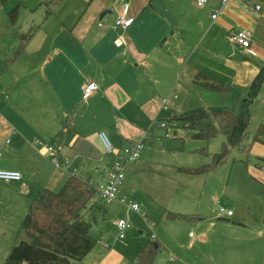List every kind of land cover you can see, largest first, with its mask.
<instances>
[{"label": "crops", "instance_id": "crops-1", "mask_svg": "<svg viewBox=\"0 0 264 264\" xmlns=\"http://www.w3.org/2000/svg\"><path fill=\"white\" fill-rule=\"evenodd\" d=\"M248 1L231 0L213 20L216 5L198 8L195 0H64L48 18L44 0H0V91L4 98L0 102V168L23 175L21 181L0 180V233L5 235L3 246L10 248L8 256L19 240L30 202L42 189L60 190L74 169L93 185L106 181L110 170L105 171L104 162L114 156L105 155L100 132H106L118 149L145 142L162 111H170L177 101H191L212 91L195 83L198 73L247 93L264 67V46L255 41L256 30L264 23V8L257 11L259 4ZM15 9L12 20L10 13ZM124 12L135 21L129 29L116 31L115 21ZM34 28V35L22 44L21 36ZM231 30L252 32L255 55L231 43ZM120 36L126 37V46H116ZM227 38L232 53L225 49ZM251 56L260 64L250 61ZM233 57L240 60L232 62ZM90 81L100 88L84 99L83 86ZM163 99L169 100L167 110ZM50 146L56 149L60 168L52 162ZM145 148L154 150L153 146ZM241 148L245 159L238 174L248 186V195L257 186L261 197L264 132L249 144L244 140ZM227 159L210 173L217 172ZM233 174H237L234 169ZM121 194L134 201L123 190ZM239 205L246 206L257 223L264 216L260 212L264 201L240 200ZM132 213L127 215L130 223ZM234 216L218 220L252 229L247 217L236 221ZM196 219L203 217L190 221ZM256 229L252 237L238 240L242 245L239 264H264L260 257L264 244ZM157 245L160 250L162 246ZM103 247L94 251L95 246L81 264H102L108 253Z\"/></svg>", "mask_w": 264, "mask_h": 264}, {"label": "rangeland", "instance_id": "rangeland-1", "mask_svg": "<svg viewBox=\"0 0 264 264\" xmlns=\"http://www.w3.org/2000/svg\"><path fill=\"white\" fill-rule=\"evenodd\" d=\"M49 1L44 0L43 4L46 6ZM255 1L264 8V0ZM59 7L52 8L54 13ZM44 9L47 10V6ZM261 24L255 32V41L264 46V23ZM226 44V51L232 53L234 48L228 38ZM253 57H250V61L260 64L257 58ZM234 60L240 59L233 57L232 62ZM240 91L239 87L228 92L208 91L207 95L197 97L198 99L180 100L173 103L170 111H162L155 119L149 137L143 141L144 145L153 146L154 150L145 148L138 162L126 164L127 182L122 189L141 207L143 214H131V229L126 232L125 239L118 238L117 222L124 216L127 218L126 205L123 206L118 201L101 200L99 206L102 209L97 212L96 221L92 216L89 217L92 222L90 235L97 243L94 251L103 247V244L108 249L103 247L108 253L104 256L102 264H139L137 252L150 239L162 246L155 264H239L237 259L242 253L238 252V249L242 245L238 240L243 236L252 237V229L255 228L264 244V216L257 223L249 215L247 207L239 205L240 200L252 204L264 201V192L258 197L257 186H253L251 195H248V186L238 174V166L241 160L245 159L242 148L232 150L227 162L217 172L190 175L185 172L186 169H195L211 162V156L221 153L227 139L222 134L208 142L192 139L181 122L177 125V135L171 128L175 117L199 110L211 112L231 109L238 112V97L241 100L246 98L249 88L246 94H241ZM163 124H166L167 128H163ZM263 124L264 87L251 109L246 144L252 142L257 134L264 132L261 127ZM204 148L208 154L197 153ZM114 159L115 157L105 160V171L109 172ZM142 164L149 166L143 167ZM233 169L237 174H233ZM222 206L235 214L236 221L242 216L247 217L252 229H243L227 220H218L221 217L219 208ZM105 210L108 211L107 214ZM260 212H264V207ZM168 213L190 218L203 217V220H170ZM149 222L153 223V228ZM19 234L22 238L21 231ZM4 236L0 233V264H5L10 250L2 244ZM245 256L249 257L247 254ZM260 257L264 258V247Z\"/></svg>", "mask_w": 264, "mask_h": 264}, {"label": "trees", "instance_id": "trees-1", "mask_svg": "<svg viewBox=\"0 0 264 264\" xmlns=\"http://www.w3.org/2000/svg\"><path fill=\"white\" fill-rule=\"evenodd\" d=\"M64 0H50L46 4V18L53 14L52 8L61 6ZM17 9L10 13L15 20ZM31 29L21 36L25 44L36 32ZM196 84L216 92H227L229 86L215 82L204 73H198ZM264 86V67L249 87L248 96L238 101V112L231 109L196 111L177 117L174 122L183 123L188 136L195 140L210 141L219 135L227 139L221 153L212 156V162L195 169H186L191 175L207 174L223 164L234 149L241 148L251 121V108ZM264 128V125L261 126ZM199 152V151H198ZM207 154L204 148L199 152ZM94 187L81 176L72 174L58 191L42 189L30 202L21 228V236L12 248L5 264H81L96 246L90 230L92 216L102 207L95 201ZM171 220L190 221L192 218L168 213ZM159 246L151 239L137 253L139 264H155Z\"/></svg>", "mask_w": 264, "mask_h": 264}, {"label": "built area", "instance_id": "built-area-1", "mask_svg": "<svg viewBox=\"0 0 264 264\" xmlns=\"http://www.w3.org/2000/svg\"><path fill=\"white\" fill-rule=\"evenodd\" d=\"M231 0H195L194 4L198 8H204L206 5L210 3H214L216 5L215 9L213 10L212 19L216 20L223 8H225ZM249 2L248 0H245ZM261 6H256L255 10L259 11ZM135 19L128 16L126 12L119 15L115 21V30H127L129 29ZM252 32L250 30H231L229 32L228 38L231 43L239 46L243 50H245L248 54L255 55V51L253 50L252 45ZM117 47H123L127 45V39L125 36H120L117 41L115 42ZM100 88L99 84L95 81H90L83 86V94L84 99H87ZM2 92L0 91V102L3 100ZM163 109L167 110L169 108V100L163 99L162 101ZM163 128H167L166 124L162 125ZM171 128L177 129V123L174 122L171 125ZM98 138L100 143L103 147L105 155H113L115 157L114 162L111 166L109 175L105 182H102L97 185H93L90 183L95 190V201L100 202L101 200H108V201H118L123 205H126L128 212H136L142 214L141 207L132 200H129L128 197L122 196L121 190L126 180L125 174V166L130 162H135L139 160L141 152L145 149V145L142 141L129 143L124 148H116L106 132H100L98 134ZM9 143V140L5 141ZM49 153L53 155L52 162L60 168L58 159L56 158V149L54 147H47ZM3 153L2 147L0 146V162L2 160ZM73 174H77V170H73ZM23 175L19 171L13 170H6L0 168V180L2 181H21ZM219 215H227L229 217L233 216V212L227 210L225 207L219 208ZM117 228L119 231L118 238L125 239L126 232L131 228V223L129 218H122L117 222ZM154 238V236H152ZM156 264H163L161 262Z\"/></svg>", "mask_w": 264, "mask_h": 264}, {"label": "water", "instance_id": "water-1", "mask_svg": "<svg viewBox=\"0 0 264 264\" xmlns=\"http://www.w3.org/2000/svg\"><path fill=\"white\" fill-rule=\"evenodd\" d=\"M103 15H104V14H103ZM103 15H102V16H103Z\"/></svg>", "mask_w": 264, "mask_h": 264}]
</instances>
